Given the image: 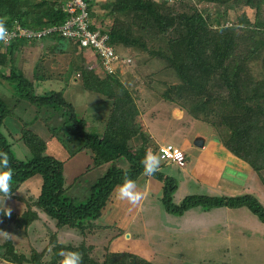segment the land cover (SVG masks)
Wrapping results in <instances>:
<instances>
[{"label": "trees", "instance_id": "trees-1", "mask_svg": "<svg viewBox=\"0 0 264 264\" xmlns=\"http://www.w3.org/2000/svg\"><path fill=\"white\" fill-rule=\"evenodd\" d=\"M70 1L0 0V22L5 24L8 32H17V28L34 32L59 29L77 14V12L73 14L67 12ZM83 1L87 6L89 29L107 34L111 45L141 46L140 41L134 38L137 34H146L159 40V47L154 54L176 70L178 77L183 81V87L178 89H183L190 95L204 94V87L207 86L210 78L217 81L218 78L221 79L222 93L218 98L220 99L226 92L228 97L220 101L218 98L215 102L213 99L204 100V96L198 99L195 97L191 104L193 108H190V105L186 106L181 101L183 94L176 95L178 89L173 92L175 96L169 100L188 113L194 115L198 113L199 116L197 115L196 118L201 117L204 122H208V116H217L216 121H210L209 124L213 127L216 126V122L220 124L222 130L220 141L223 147L248 163L264 185L262 176L264 172V78L259 77V73H255L257 71L255 67H258L264 74V22L257 20L252 23L246 18L241 19V22L245 24L242 32L239 30L240 25H227L226 7H235L241 0H199L198 2H207L218 8L206 17L192 6L191 0H174L171 3L164 0L161 2L112 0L106 3H97L96 0ZM243 3L246 6H253L252 0H245ZM7 4H10L9 6H12L15 11L9 10ZM263 5L258 0V8ZM96 7L103 12L101 15L96 13L97 10L94 9ZM100 16L103 18L101 19ZM106 17L110 19L111 24L104 23L103 19H107ZM45 40L46 43L49 41L51 43V48L47 49L49 53L61 41L76 48L81 47L74 38L63 37L58 32L49 33L38 39L14 36L5 44L0 40V45L4 44L5 47V51L0 54V83L8 88L5 89L6 92L0 91V152L8 154L9 167L13 169V177L9 183L10 186H21L36 175L41 178L38 195L33 201L24 203L20 200L25 208L22 213L17 214L9 210L6 215L7 209L3 207L5 200L0 201V231L21 230L24 233L36 219L50 220L55 229L71 230L81 236L83 233L86 235L92 231H104L111 226H97L95 221L106 211L117 186L123 182L125 174L135 183L143 184L148 177H151L152 181H157L156 187L161 189V195L157 200L160 202L162 213L180 217L189 209L198 207L247 208L260 223L264 224V204L256 197L257 194L188 195L177 202L175 193L178 185L174 178L165 175L159 169L151 176L145 175L143 159L150 151L146 150L147 141L134 123H131L137 112L132 99L124 96L121 99L116 98L111 115L105 123L102 137L99 138L85 131L83 120L76 118L72 104L63 96L57 95L54 91L46 94L41 92L39 83L50 76V70L34 66L32 72L27 75L22 72L20 66L15 65L16 61H14L8 66V73L5 72L6 57H13L27 42L38 44ZM141 48L145 50L143 45ZM235 50L238 53L233 54ZM40 58L41 55L38 59ZM37 69L40 75L34 71ZM119 86L122 88L121 85ZM214 102L217 105L216 108L213 106ZM45 108H48L45 116L47 118L40 113ZM13 115L21 124L18 139H15L11 133L10 128L13 124L8 122ZM36 120L40 121L49 135L56 137L62 145L63 140L57 134L59 129H64L65 139L73 137L77 141L70 155L87 149L88 153H95L98 156L99 164L111 163L106 172L90 186L87 196L83 199L78 200L67 196L63 163L46 154L45 139L31 130V124ZM71 122L76 125L75 132L68 126ZM137 135H141L143 140L140 146L134 149L132 141ZM15 141L19 142L16 154L18 151L22 153L17 156L12 150L15 147ZM22 156H24L23 159ZM120 159L127 163L126 168L116 164ZM20 186L9 195L17 198L21 196L20 191L23 188ZM120 230L118 229L116 234L119 235ZM57 246H59L56 249L58 258V251H64V246ZM14 250L13 242L7 241L0 246V255L17 264H43L38 262L39 256L29 258L32 252L30 248L20 253L21 255ZM34 250L38 254H46L43 252L44 249L37 251L34 248ZM75 251L80 253V264H88L85 262L84 252L77 249ZM206 254L196 255L194 259L200 262L205 260L206 264H212V261H206ZM57 258L53 257L50 264H56ZM187 261L191 260L187 259ZM95 264L151 263L143 259L137 260L133 255L123 253L111 254L103 262Z\"/></svg>", "mask_w": 264, "mask_h": 264}, {"label": "rangeland", "instance_id": "rangeland-1", "mask_svg": "<svg viewBox=\"0 0 264 264\" xmlns=\"http://www.w3.org/2000/svg\"><path fill=\"white\" fill-rule=\"evenodd\" d=\"M96 1L97 3H106L112 0ZM167 1L171 3L174 0ZM191 1L192 6L204 17L218 9L207 2ZM244 1L241 0L239 5H234L235 7L224 8L227 11V25H240L241 32L245 26L241 19L246 18L252 23L257 20L264 22V5L258 8V0H252L253 6H246ZM260 2L264 4V0H260ZM7 5L9 10L14 9L9 6L10 4ZM94 9L99 15L103 13L98 7ZM100 17L103 18V16ZM106 18L103 19L104 23L111 24L110 19ZM134 38L140 41V45H143L145 50L141 46L124 47L121 44H115L114 48L121 58L115 66L120 69L117 72L112 69L110 74H107L102 66L100 67L99 61L94 58L96 53L93 49L76 48L61 41L49 53L47 49L51 48V43L50 41L46 43V40L38 44L27 42L13 57H6L5 72L8 73V66L14 61H16L15 65L20 66L22 72L27 75L32 72L34 66L50 70V76L39 83L41 92L46 94L54 91L57 95L63 96L67 102L72 104L76 118L83 120L85 131L88 134H95L99 138L102 137L105 123L111 115L116 98L121 99L124 96L132 99L137 112L131 123H134L139 133L147 141L146 150L158 153L161 145L171 144L180 148L186 156V164L181 169L173 166L167 168V171H162L177 181L176 200L188 195L221 196L247 193L257 194L256 197L264 204V185L259 176L253 172L248 163L223 147L220 141L222 134L220 124L216 122L215 127L209 124L210 121H216L217 116H208V122H204L201 117L196 118L198 113L196 115L188 113L169 100L175 96L173 92L179 87H183V81L178 77L173 67H169L162 58H158L154 54L160 41L146 34H137L134 35ZM236 42L242 43L239 40ZM2 51H5L4 44L0 45V54L3 53ZM236 51L233 54L238 53ZM126 59L129 61L127 62ZM255 69L257 70L255 73H259L258 76L264 78L260 68L255 67ZM34 71L40 75L38 69ZM221 85L220 78L218 81L210 78L209 83L204 87V94L190 95L183 89H178L176 95L183 94L181 101L186 106L190 105V108H193L191 104L195 97L198 99L204 96V100L213 99L216 102L222 93ZM6 88L0 83L1 92H6ZM169 90L171 91L169 92ZM226 97H228L227 92L223 93L218 101ZM215 102L213 106L216 108ZM176 109H180L182 112L180 118L173 116ZM47 112L48 108H45L40 113L45 117ZM50 114L49 112L48 116ZM8 122L13 124L10 130L14 138L18 139L21 124L16 120L15 115L8 119ZM68 124L71 131L75 132V123ZM15 125L20 126L16 127ZM31 125V130L45 139L46 154L63 163L67 196L78 200L86 197L90 186L106 172L111 163L99 164L98 156L95 153H88L87 149L70 155L71 152L73 153L72 148L77 144V141L68 136V139H65L64 129L57 131L63 140V146L56 137L49 135L40 121L36 120ZM135 138L132 144L134 149H137L143 139H141V135H137ZM197 140L203 142L204 150L195 144ZM18 145L19 142L15 141V147L12 149L15 154ZM17 154L22 153L18 151ZM21 158L23 159L24 156ZM116 164H119L121 168L127 167V163L122 159ZM262 176L264 178V172ZM148 179V188L151 191L147 190V186L145 187L146 181L143 184L136 183V190L141 193L142 197L136 204L120 199L115 191L106 211L95 221L97 226H111L104 231H92L86 235L83 233L81 236L71 230L55 229L50 220L36 219L25 229L24 233L21 230L15 232L4 230L8 236L7 238L0 236V246L7 241H12L14 252L18 254L24 253L30 248L32 252L29 258L39 256L38 262L43 264H50L53 257L57 258L56 249L59 248L57 245L64 246V251H58L61 255L58 254L56 264H63L64 256L67 253L76 252L75 249L84 252V259L88 264L101 263L111 254L123 253L133 255L137 260L143 259L151 264H157L155 260L157 256H163L164 262L172 260L180 262V264L181 262L183 264H202L205 260L204 262L196 261L194 257L206 252V261H212V264H264V227L259 234L252 231L253 229L258 230L259 227L256 224L252 227V221L247 214L221 212L208 215L212 220L208 228L201 227L192 230L188 228L190 230L188 233L181 232L175 236L159 233L161 230L157 225L155 229L152 225H154V221H159V219L162 221L158 215L162 212L160 202L157 200L161 195V189L156 187L157 181H152L151 177ZM40 183L41 178L36 175L21 186H10V194L16 189L18 190L19 186L23 190L20 191L21 196L18 198L8 195L4 199L3 207L17 214L22 213L25 209L23 202L33 201L38 195ZM1 200L3 201L2 194H0ZM145 217L147 218L146 225ZM237 218L247 219L249 227L238 225L235 221ZM226 219L231 220L230 223H227L228 225ZM118 229H121L119 235L116 234ZM254 238L259 239V242L251 243L256 240ZM34 248L37 251L44 249L43 252L46 254H38ZM187 259L191 261H187ZM158 262L162 261L158 260ZM0 264L17 263L0 255Z\"/></svg>", "mask_w": 264, "mask_h": 264}, {"label": "built area", "instance_id": "built-area-1", "mask_svg": "<svg viewBox=\"0 0 264 264\" xmlns=\"http://www.w3.org/2000/svg\"><path fill=\"white\" fill-rule=\"evenodd\" d=\"M159 1V0H157ZM167 1V0H164ZM67 12L76 15L59 29H47L41 32H34L17 28V32H8L5 40H1L4 44L14 36H22L25 39H38L52 32L61 33L63 37L74 38L81 48H91L95 51L97 57L101 60L103 66L112 72V63L117 59L112 46L109 43L107 34L100 33L99 30L91 31L88 27L87 6L83 0H71L67 5ZM129 60H127L128 62ZM161 157V161L172 163L178 167L185 165V155L182 150L171 144H164L158 149L157 153Z\"/></svg>", "mask_w": 264, "mask_h": 264}, {"label": "clouds", "instance_id": "clouds-1", "mask_svg": "<svg viewBox=\"0 0 264 264\" xmlns=\"http://www.w3.org/2000/svg\"><path fill=\"white\" fill-rule=\"evenodd\" d=\"M7 36H8V31H7L6 26L3 22H0V40H5ZM111 46L115 52V55L117 56L116 61L112 63L111 66H112V69H114L117 72L120 67L115 66V64L118 63L121 60V58L117 54L114 46L113 45ZM95 58L96 60L99 61L100 67L102 66L104 70L107 72V74H110L111 72H109L103 66L101 60L97 57V55L95 56ZM126 60H129V59H126ZM181 115H182V112L180 109H176L173 112V116L176 118H180ZM160 166H161V157L157 153L147 152L145 154V157L143 159V171L145 175H148V176L153 175L154 173L157 172ZM12 177H13V169L9 167L8 154L6 152H0V194L3 195V200L7 198V196L9 195V192H10L9 182L11 181ZM136 189H137V185L135 181H133L132 179H129L127 174H125V178L123 182L117 186L116 191L120 199L128 200L130 203L136 204L142 198L141 193L138 192ZM8 213H9V210L7 209L6 215ZM0 236L7 238L8 234L0 231ZM80 261H81V257H80L79 252H70L64 256L63 264H80Z\"/></svg>", "mask_w": 264, "mask_h": 264}, {"label": "crops", "instance_id": "crops-1", "mask_svg": "<svg viewBox=\"0 0 264 264\" xmlns=\"http://www.w3.org/2000/svg\"><path fill=\"white\" fill-rule=\"evenodd\" d=\"M42 52H45V51L42 50ZM119 69H118V71H119ZM197 141H199V140H197ZM200 148L202 150H204V144ZM185 164H186V161H185ZM173 166L181 169V167H178V166H176V165H174L172 163L162 162L161 161V166H160L159 170L160 171H164V170L167 171L166 170L167 168H169V167L172 168ZM182 170H183V168H182ZM165 175H167V174H165ZM148 181H149V179L147 178L146 183H145V187L147 186V188H148ZM157 185L158 184L156 183V186ZM147 190H150L151 191L150 188H148ZM176 201L178 202L179 200H176ZM144 202L146 203V201H144ZM146 208H147V206H146ZM221 212H224V213L237 212V213H243L244 215L247 214V216L250 217V221H252V227L254 226V224L258 225V227H259L258 230H256V229H253L252 230L256 234H259L261 232L260 230L264 227V224L260 223V221L258 220V218L256 216H254L253 214H251V212H249L247 208H237V209L217 208V209H208V208H201V207L189 209L188 211H186L180 217H175V216H172V215H169V214H165V213H161V214L159 213L158 214L159 215V218H162V221H160V219H159V221H154L153 222L154 225H152V227H154V229H155L156 228V225H157L158 229L161 230V231H159V233H165V234L167 233L169 235L175 236V235H177V234H179L181 232L188 233L190 231V230H188V228L189 229L191 228V230L192 229H198V228H201V227L208 228V226L212 223V220H211V218L208 215H215V214L221 213ZM251 218H252V220H251ZM235 221H236V223L238 225H240L242 227H244V226L247 227V228L249 227L248 222H247V219H245V218H243V219H241V218L238 219L237 218V220H235ZM146 222H147V218L145 217L144 218L145 225L147 224ZM157 222H158V224H156ZM230 222H231L230 219H228V220L226 219V224L227 223H230ZM228 229H230V225H229V228L227 227V230ZM194 239H196V238L194 237ZM254 239H256V240L252 241L251 243L259 242L258 241L259 239H257V238H254ZM174 243H175V241H174ZM155 260H156V263L157 264H163V263L180 264V262L177 263L175 261L173 262L172 260H168V261L164 262L163 256L162 257L161 256H157V257H155ZM158 260L162 261L163 263L162 262L159 263Z\"/></svg>", "mask_w": 264, "mask_h": 264}, {"label": "water", "instance_id": "water-1", "mask_svg": "<svg viewBox=\"0 0 264 264\" xmlns=\"http://www.w3.org/2000/svg\"><path fill=\"white\" fill-rule=\"evenodd\" d=\"M195 144L199 145L200 147H202V146H203V142H202V141H196V143H195Z\"/></svg>", "mask_w": 264, "mask_h": 264}]
</instances>
